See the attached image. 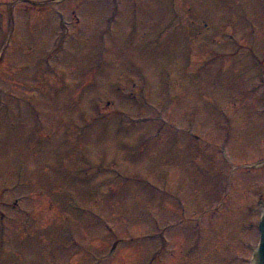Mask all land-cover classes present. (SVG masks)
I'll return each instance as SVG.
<instances>
[{
  "label": "rangeland",
  "instance_id": "rangeland-1",
  "mask_svg": "<svg viewBox=\"0 0 264 264\" xmlns=\"http://www.w3.org/2000/svg\"><path fill=\"white\" fill-rule=\"evenodd\" d=\"M261 160L264 0H0V264H252Z\"/></svg>",
  "mask_w": 264,
  "mask_h": 264
},
{
  "label": "water",
  "instance_id": "water-1",
  "mask_svg": "<svg viewBox=\"0 0 264 264\" xmlns=\"http://www.w3.org/2000/svg\"><path fill=\"white\" fill-rule=\"evenodd\" d=\"M261 161H264V160H261ZM261 161L255 162V163H253V165L256 163H259ZM259 230L261 233V240H260V245H259L257 252H256V260H255L254 264H264V214H263L261 222L259 224Z\"/></svg>",
  "mask_w": 264,
  "mask_h": 264
}]
</instances>
